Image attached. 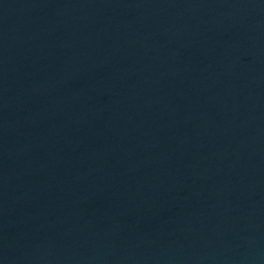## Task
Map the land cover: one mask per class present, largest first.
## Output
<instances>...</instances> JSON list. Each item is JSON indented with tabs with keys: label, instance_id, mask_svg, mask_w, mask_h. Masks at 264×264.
Here are the masks:
<instances>
[{
	"label": "water",
	"instance_id": "water-1",
	"mask_svg": "<svg viewBox=\"0 0 264 264\" xmlns=\"http://www.w3.org/2000/svg\"><path fill=\"white\" fill-rule=\"evenodd\" d=\"M0 264H264V0H0Z\"/></svg>",
	"mask_w": 264,
	"mask_h": 264
}]
</instances>
